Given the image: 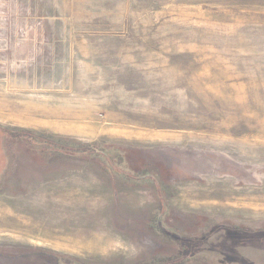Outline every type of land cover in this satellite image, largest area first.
I'll list each match as a JSON object with an SVG mask.
<instances>
[{"label": "rangeland", "instance_id": "obj_1", "mask_svg": "<svg viewBox=\"0 0 264 264\" xmlns=\"http://www.w3.org/2000/svg\"><path fill=\"white\" fill-rule=\"evenodd\" d=\"M0 260L264 264V0H0Z\"/></svg>", "mask_w": 264, "mask_h": 264}, {"label": "bare ground", "instance_id": "obj_2", "mask_svg": "<svg viewBox=\"0 0 264 264\" xmlns=\"http://www.w3.org/2000/svg\"><path fill=\"white\" fill-rule=\"evenodd\" d=\"M50 114V113H49ZM69 234V233H68ZM94 235H96V233L94 234ZM98 235H100L99 233H98ZM72 236V235H71ZM101 236H103V235H101ZM70 237V236H69ZM96 237V236H95ZM100 237V236H99ZM89 238L90 237H88V240H89ZM98 239H100V238H98ZM77 246H79V248L78 247H73V249H71V248H65L64 250L66 251V252H80V250H82V249H84L85 247L87 248V246H85V245H83V244H81L80 242H78L77 243ZM75 248V249H74ZM88 249V248H87ZM106 251H108V249L107 248H104V249H100V252L101 253H104V252H106ZM107 253V252H106Z\"/></svg>", "mask_w": 264, "mask_h": 264}, {"label": "crops", "instance_id": "obj_3", "mask_svg": "<svg viewBox=\"0 0 264 264\" xmlns=\"http://www.w3.org/2000/svg\"><path fill=\"white\" fill-rule=\"evenodd\" d=\"M0 262H2L1 264H15V263H17V264H21L22 262H6V261H2V260H0Z\"/></svg>", "mask_w": 264, "mask_h": 264}, {"label": "trees", "instance_id": "obj_4", "mask_svg": "<svg viewBox=\"0 0 264 264\" xmlns=\"http://www.w3.org/2000/svg\"><path fill=\"white\" fill-rule=\"evenodd\" d=\"M171 264H174V262H170Z\"/></svg>", "mask_w": 264, "mask_h": 264}]
</instances>
